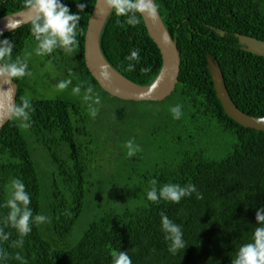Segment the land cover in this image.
I'll list each match as a JSON object with an SVG mask.
<instances>
[{"label": "trees", "instance_id": "1", "mask_svg": "<svg viewBox=\"0 0 264 264\" xmlns=\"http://www.w3.org/2000/svg\"><path fill=\"white\" fill-rule=\"evenodd\" d=\"M65 2L78 11L74 0ZM82 2L88 6L81 14L79 47L71 55L60 49L37 55L28 23L3 33L15 44L13 60L28 58L30 69L32 60L42 58L60 74L52 83L71 79L65 90L91 85L102 98L99 114L91 118L85 100L67 99L57 89L52 98H29L30 127L11 118L1 128L0 205L12 179L19 178L31 194L34 215L48 217L33 225L22 249L9 246L18 234L5 229L11 239L2 245L9 254L4 264H20L17 253L28 264H112L117 251H127L133 264H232L238 248L251 242L256 210L264 206V131L243 127L225 114L208 57L219 64L237 107L264 116V57L243 50L235 36L264 40V0H155L181 59L175 89L161 101L119 99L89 73L84 40L95 0ZM23 8L24 0H0V17ZM99 42L107 61L131 81L147 85L158 74L161 54L142 17L130 26L126 17L111 13ZM134 48L141 60L128 71L125 56ZM145 67L151 71L142 72ZM14 81L19 104L26 78ZM175 104L183 106L179 120L169 111ZM130 139L139 146L132 157L126 147ZM44 156L51 169L44 168ZM101 173L104 180H96ZM153 179L157 187L192 183L203 199L193 193L179 204L153 203L146 198ZM107 187L122 192L121 207L98 201V191ZM7 211L0 207V216ZM161 212L184 232L187 246L175 256L164 239ZM82 220L85 226L78 230Z\"/></svg>", "mask_w": 264, "mask_h": 264}, {"label": "clouds", "instance_id": "2", "mask_svg": "<svg viewBox=\"0 0 264 264\" xmlns=\"http://www.w3.org/2000/svg\"><path fill=\"white\" fill-rule=\"evenodd\" d=\"M78 11H72L65 0H24V9L27 12V22L30 25V32L35 38V52L39 56H51L57 49L65 54L71 55L79 47L78 35L81 32L82 13L87 8V3L82 0H74ZM96 8L100 16L114 13L116 17H126V23L136 26L140 23V17L155 19L158 15V5L155 0H104V7H100V0H97ZM7 29L15 32L21 27L19 19L10 18L6 25ZM15 44L7 37H4L0 30V80L11 83L13 80L31 76L28 58H17L13 60V49ZM129 61L128 71H134L140 63V49L134 48L130 54L125 56ZM142 72L151 71L150 67L141 69ZM100 75L103 79L111 78V71L107 65L102 66ZM72 84L71 79L62 80L58 83L59 90H65ZM157 84L152 85L155 89ZM84 88L83 99L87 102L90 115L95 118L100 112L102 98L91 85L84 87L77 84L72 88L74 95H81ZM10 98L11 94L9 93ZM183 106L175 104L170 106L174 119H181ZM34 111L31 100L23 97L19 104H11L9 112L11 118L22 121L24 128L30 127L29 121ZM127 155L132 157L139 150L134 140L126 143ZM157 180L151 181V188L146 192V198L159 203L161 200L179 204L185 197L196 194L197 199H203V194L198 192L192 183L180 185L178 183H166L157 187ZM32 197L26 190V184L19 178H13L10 185L8 198L0 207L6 208V214L0 216V264L8 259V252L2 246L4 242L11 239V233L6 228L15 229L18 239L12 240L10 247L23 248L24 238L33 229V225H41L48 221L44 214H35L31 207ZM71 214L70 212L68 213ZM161 228L165 233L164 239L168 242V251L173 256L177 255L187 246L184 239V232L181 225L175 223L166 213L161 212ZM256 227L254 228L251 242L245 243L238 248L232 264H264V206L256 210ZM15 260L20 264H28L27 260L17 253ZM112 264H133L132 258L127 251H117L112 255Z\"/></svg>", "mask_w": 264, "mask_h": 264}, {"label": "water", "instance_id": "3", "mask_svg": "<svg viewBox=\"0 0 264 264\" xmlns=\"http://www.w3.org/2000/svg\"><path fill=\"white\" fill-rule=\"evenodd\" d=\"M97 0L89 15L84 40V61L89 73L95 78L101 88L114 97L122 100L134 101H161L168 97L178 82L180 72V54L176 40L166 28L159 12L155 19L143 17L149 37L158 47L161 54V67L147 85L137 84L119 73L105 58L100 48L101 31L110 14L100 16L96 8ZM100 7H104V0H100ZM10 18L19 19L21 26L27 24V12L25 9L0 17V30L9 32L6 25ZM223 35V31H219ZM238 42L243 50L264 57V40L245 34H236ZM107 65L111 71V78L103 79L100 75L102 66ZM208 69L214 85L216 96L219 99L225 114L243 127L264 131V116H253L245 113L233 102L226 88L224 77L219 64L208 57ZM158 86L152 89L153 84ZM11 94V98L10 95ZM17 84L0 80V130L11 119L9 107L16 104Z\"/></svg>", "mask_w": 264, "mask_h": 264}, {"label": "rangeland", "instance_id": "4", "mask_svg": "<svg viewBox=\"0 0 264 264\" xmlns=\"http://www.w3.org/2000/svg\"><path fill=\"white\" fill-rule=\"evenodd\" d=\"M42 58H36L35 60H32L31 62V76H27L26 78V86L24 88V97L27 98H52L56 96L57 94L55 90L58 89V85H55L53 80L57 77L60 76L56 70L53 68H50V63L49 62H41ZM60 92H63V95L65 98L70 99V100H75L78 103L82 104L83 103V95H74L71 90H59ZM89 113V112H88ZM90 116V113H89ZM91 118H93L91 116ZM91 122V120H89ZM97 130V129H96ZM137 132L140 133L141 128H135ZM45 161L40 159L42 164L44 165V168L51 169L48 167L47 164L51 165L49 162H47L46 156ZM38 158V157H37ZM104 161V157H100ZM97 159V158H96ZM52 171V170H50ZM102 175H95L96 180L98 181H103L104 180V174L101 173ZM114 188H104L98 191L99 194V202L109 204L110 207H121L122 204L120 201H122V192L118 191L115 193ZM116 203V204H115ZM84 220L81 221V223L78 225V230H82L84 228Z\"/></svg>", "mask_w": 264, "mask_h": 264}, {"label": "bare ground", "instance_id": "5", "mask_svg": "<svg viewBox=\"0 0 264 264\" xmlns=\"http://www.w3.org/2000/svg\"><path fill=\"white\" fill-rule=\"evenodd\" d=\"M144 156H145V155H144ZM146 181H147V180H146ZM74 188H75V187H74ZM70 189H71V188H70ZM70 189H69V190H70Z\"/></svg>", "mask_w": 264, "mask_h": 264}]
</instances>
